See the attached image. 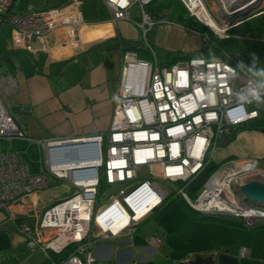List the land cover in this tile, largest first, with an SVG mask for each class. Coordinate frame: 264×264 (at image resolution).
I'll use <instances>...</instances> for the list:
<instances>
[{"label": "built area", "instance_id": "built-area-1", "mask_svg": "<svg viewBox=\"0 0 264 264\" xmlns=\"http://www.w3.org/2000/svg\"><path fill=\"white\" fill-rule=\"evenodd\" d=\"M102 1L110 9L113 22L131 19V10L136 8V23L152 57L141 58L136 50H127L123 54L107 137L99 134L81 138L94 139L87 147V154L98 152V157L94 158L93 166L80 162L73 172L55 166L50 159L45 172L29 171L10 146L13 139H24V133L0 96V140L8 143V147L0 151V209H7L16 200L47 188L51 180L72 186L74 190L70 196L37 213L33 224L10 218L25 235L31 251L40 250L49 257L74 246L71 254L56 264L95 262L94 232L102 238L132 236L139 224L164 202L168 193L182 196L199 213L237 218L247 225L260 224L264 216L258 214L246 219L240 212L245 207L262 213L264 209L250 206L237 190L240 184L264 175L257 159L229 158L217 164L201 193L193 200L179 183L186 187L211 161L222 138L260 116L264 111V82L230 55L159 63L146 34L159 25H178L170 18V12L167 9L149 10L147 7L151 3L154 5L155 0ZM179 1L188 15L219 39L231 37L233 26L264 9V0L239 2L232 8L226 7V0ZM209 1L223 9V15L227 13L235 18V22L223 17L219 21L212 13ZM13 2L0 0V30L6 24L11 26L13 50L34 52L37 40L58 29L64 32L67 42L82 47L81 0H72L64 7L39 8L20 14H11ZM251 7L254 10H250ZM206 34H200L204 47L209 42ZM60 141L63 140H41L40 144L47 147ZM215 176H222L226 183L211 191L216 195L219 207L231 205L232 197L235 208L224 210L204 206L209 200H206L208 184ZM101 177L106 185L114 187L109 200L104 203L100 199ZM160 180L174 184L176 188L168 187L167 191ZM146 241L153 248L161 242L155 235ZM245 252L243 248L241 253Z\"/></svg>", "mask_w": 264, "mask_h": 264}, {"label": "crops", "instance_id": "crops-1", "mask_svg": "<svg viewBox=\"0 0 264 264\" xmlns=\"http://www.w3.org/2000/svg\"><path fill=\"white\" fill-rule=\"evenodd\" d=\"M18 1L14 0L11 14L43 8L46 4L64 7L72 0H26L21 2L27 6L25 10L23 7L17 10ZM81 1L82 47L67 42L64 32L58 29L37 40L34 52L13 50L10 26L6 24L9 28L5 32L6 25L0 30V96L25 136L13 139L10 146L31 173L46 171L49 157L41 140L81 139L99 134L107 137L123 54L127 50H140L143 42L135 7L131 19L113 22L111 11L102 0ZM209 5L216 7L212 1ZM172 20L177 22L176 17ZM146 39L155 51H164L166 63L202 48L200 33L181 24L156 26L147 32ZM171 52L174 55L169 59ZM231 55L264 82V78L240 63L234 53ZM245 125L246 128L227 137V144H222L225 137L219 141L210 162L217 165L229 158L264 159V111ZM7 147L8 143L0 140V151ZM73 190L64 181L51 180L47 188L0 209V264L59 262L40 250L31 251L25 235L10 218L33 224L37 213L70 196ZM225 217H208L168 193L132 236L102 238L94 232V264H264V222L252 228ZM152 235L161 240L157 248L146 241ZM243 248L245 253H241Z\"/></svg>", "mask_w": 264, "mask_h": 264}, {"label": "trees", "instance_id": "trees-1", "mask_svg": "<svg viewBox=\"0 0 264 264\" xmlns=\"http://www.w3.org/2000/svg\"><path fill=\"white\" fill-rule=\"evenodd\" d=\"M157 1H159V2L156 4V6L153 5V3H151V4H149V6L147 8H149V10L167 9L168 11H170L171 13H174L176 15L175 17H176L177 22L179 24H181L182 26H185L189 29L195 30L198 33H200L201 35L207 33L206 35L209 37V40H208L209 42L207 43V46H205V47L202 46V48L199 52H196L193 54L191 53L188 55L178 56V57L174 58L175 60H173L171 62H167V64H171V63H174L175 61H177L179 59H184V58H189V57H201V56L210 57V56H220V55L232 56L231 53H233L232 51L234 50V46H235V42H236V39L234 36H231L227 39L217 38L209 29H207L204 25H202L198 20H196L194 17L188 15L186 9L180 3L179 0H157ZM172 10H173V12H172ZM262 24H264V9H262V11H260V12L252 13L251 16H248L246 19H244L238 25L233 26L230 29V33L231 34H232V32L238 33L242 29L243 30L255 29L256 25H259L258 27L261 28ZM136 50H138V49H136ZM138 51H139L138 55L141 58L150 59L152 57L150 52L148 51V49L146 48V46L144 45V43L142 41L140 44V50H138ZM233 59L235 60V58H233ZM246 126L247 125L237 127L236 130L234 131V133H236L240 129L246 128ZM216 167H217V165H215V168ZM103 183H104V181L101 177L100 186H102ZM179 185L184 187V190L190 199L193 200L196 198L197 193L199 191L198 189L188 188L187 186L185 187V186H183L182 183H179ZM198 188H200V187H198ZM177 196L179 198H181L184 202H186L182 198V196H180V195H177ZM100 197H101V193H100ZM207 216L212 217L213 215H207ZM216 217H217V215H216ZM233 219H236V221L240 224L242 223V221L240 219H237V218H233ZM73 248H74V246L70 245L68 248L63 250L61 253H58V254L52 253L51 257L55 261L56 260L60 261L64 258L68 257L71 254V252L73 251ZM94 263L95 262H93L91 264H94Z\"/></svg>", "mask_w": 264, "mask_h": 264}, {"label": "rangeland", "instance_id": "rangeland-1", "mask_svg": "<svg viewBox=\"0 0 264 264\" xmlns=\"http://www.w3.org/2000/svg\"><path fill=\"white\" fill-rule=\"evenodd\" d=\"M26 0H19L18 1V7L17 10H19L21 7L23 9H27V6L25 4H22L21 2ZM44 0H41L43 2ZM159 1H155L154 5L157 4ZM41 4V3H40ZM45 3H43L44 5ZM42 5V4H41ZM48 5L44 6L43 8L47 7ZM254 7H251L250 10ZM173 12V10H172ZM248 13V12H246ZM172 19H175V14L171 13ZM9 25V24H7ZM5 26L4 32L8 30V26ZM10 26V25H9ZM259 25L255 26V29L251 30H241L240 32H232V35L235 37L236 42L234 46L233 53L238 57L240 63L245 65L249 70L255 71L256 75L260 77L261 79L264 78V24L261 25V28L258 27ZM11 28V26H10ZM9 47V46H8ZM156 59L159 63H166V55L164 51L161 49H157L156 51ZM174 55L173 52L170 53V58ZM259 161V168H261L262 171H264V159H258ZM215 170V164L214 162H210L208 165L204 167V169L193 178V180L187 185L188 188H196L198 189L197 196L201 193L200 190L205 184V182L208 180L209 173ZM252 180H258V181H264V175L260 176V178H255ZM249 181V180H248ZM162 182V186L165 190L169 191L168 187L176 188V185H172L169 183ZM200 187V188H198ZM114 187L106 185V183H103V186L101 188V203H104L109 200L110 195L112 194V190ZM196 196V197H197ZM241 198V197H240ZM196 199V198H195ZM244 201L248 203L250 206H254L258 209H264V204H257L248 200ZM168 205V204H166ZM248 213V211H247ZM244 214V213H243ZM248 215V214H244ZM232 218V217H231ZM153 220V219H152ZM264 222V219L260 220L259 223L261 224ZM148 223V222H146Z\"/></svg>", "mask_w": 264, "mask_h": 264}, {"label": "water", "instance_id": "water-1", "mask_svg": "<svg viewBox=\"0 0 264 264\" xmlns=\"http://www.w3.org/2000/svg\"><path fill=\"white\" fill-rule=\"evenodd\" d=\"M251 0H226L225 5L228 8H232L235 3L243 2ZM223 8V7H220ZM227 8V9H228ZM210 9L214 16L219 20L222 21V17L225 18L226 21L235 22V18L231 15H227L224 13L223 9H219L218 7ZM245 15L249 14L244 12ZM226 142L222 141V144L225 145L229 142V139L226 137ZM94 139L90 140H82V139H70V140H63L60 142L51 143L46 147L48 151V156L50 162L56 163H77L84 160H90L98 157V152L95 154L88 155L87 154V147L91 145ZM239 195L248 201L257 203V204H264V181L258 180H249L243 184H240L237 188ZM248 227H257L258 225H247Z\"/></svg>", "mask_w": 264, "mask_h": 264}, {"label": "bare ground", "instance_id": "bare-ground-1", "mask_svg": "<svg viewBox=\"0 0 264 264\" xmlns=\"http://www.w3.org/2000/svg\"><path fill=\"white\" fill-rule=\"evenodd\" d=\"M94 162H95L94 159H90V160L81 161V164L82 165H85V166H93L92 164H94ZM77 163L78 164H76V165L56 163L55 166L60 167V168L61 167L69 168L70 169V172H73L74 170H76L77 165H79L80 162H77ZM221 177L222 176H215L214 177V180L210 181V183L208 184V189L209 190H208V195H207L206 200L207 199H209V200L204 203V206H206V207H213L215 209H218V207H219V205H218V203H219L218 202V199H217V197H215L216 195H212V192L211 191L215 188V186L222 187L224 184H226L225 181L223 179H221ZM230 199H231V202L229 204H231V205H229V206L226 205L224 207L221 206L219 208L220 209H224V210H227V209H230L231 210V209L235 208L236 206H235V200H234V198L231 197ZM247 211H248V213H247ZM240 213H242V215L245 216L246 219H251L252 217H254L255 215H258V214L261 215V216H264V213L255 211V210H253L251 208L248 209L246 207L243 208ZM243 213L244 214H248V215H244Z\"/></svg>", "mask_w": 264, "mask_h": 264}, {"label": "snow or ice", "instance_id": "snow-or-ice-1", "mask_svg": "<svg viewBox=\"0 0 264 264\" xmlns=\"http://www.w3.org/2000/svg\"><path fill=\"white\" fill-rule=\"evenodd\" d=\"M124 2V0H122V3ZM118 139V138H117ZM202 143V142H201Z\"/></svg>", "mask_w": 264, "mask_h": 264}]
</instances>
